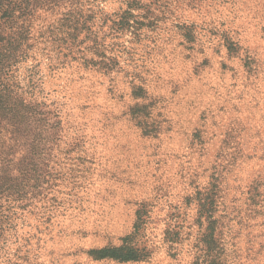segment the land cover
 <instances>
[{"label":"rangeland","instance_id":"374dc122","mask_svg":"<svg viewBox=\"0 0 264 264\" xmlns=\"http://www.w3.org/2000/svg\"><path fill=\"white\" fill-rule=\"evenodd\" d=\"M0 31V264H264V0Z\"/></svg>","mask_w":264,"mask_h":264},{"label":"trees","instance_id":"16d2710c","mask_svg":"<svg viewBox=\"0 0 264 264\" xmlns=\"http://www.w3.org/2000/svg\"><path fill=\"white\" fill-rule=\"evenodd\" d=\"M74 0H0V28H23L22 39H27L36 21L42 15L54 14L59 9L71 4ZM0 34L1 31H0ZM28 35V36H27ZM5 38L0 35V58L4 57L2 50L5 46ZM9 181V182H8ZM12 180H7L0 188V197L11 195ZM121 261L135 260L131 249H120V253L114 256Z\"/></svg>","mask_w":264,"mask_h":264}]
</instances>
